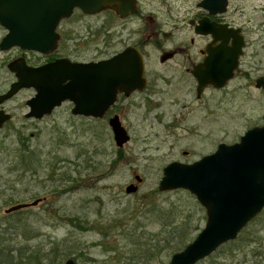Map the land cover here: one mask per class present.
<instances>
[{"label":"rangeland","instance_id":"obj_1","mask_svg":"<svg viewBox=\"0 0 264 264\" xmlns=\"http://www.w3.org/2000/svg\"><path fill=\"white\" fill-rule=\"evenodd\" d=\"M232 8L242 9L235 18L239 24L249 20L245 26L251 44L228 87L219 91L208 88L201 101L193 99L192 82L176 81L177 75L162 72L171 63L156 67L152 56L147 71L149 81L155 84L148 94L151 99L145 93L128 100L119 98L102 120L72 116L69 102L41 120L27 119L26 101L34 95L31 89H23L3 104L1 109L11 120L0 130V144L11 152L27 138L24 143L40 155V167L36 173L21 175L9 170L10 157L1 156V244L11 240L8 248L37 249L41 257L51 241L66 240L62 248L75 264H168L172 256L169 246L181 240L173 231L175 227L188 230L185 245L192 242L205 225V210L188 191L157 190L163 169L175 161L192 164L215 152L218 145L237 143L249 129L264 124V91L253 85L257 76H264V0ZM164 15V11L152 14L156 26L167 25ZM63 24L66 31L74 30L79 36L80 40L72 41L74 35L65 42L72 50L77 45L74 56L82 62H96L135 44L138 38L133 35L140 33L145 22L136 18L124 23L112 13L86 16L75 12ZM106 25L115 37L106 38L102 33ZM162 29L169 33V26ZM5 34L0 27V41ZM153 44L146 47L147 53H158ZM21 57L31 67L42 63V57L34 52L0 50V95L15 81L6 66ZM161 78L168 84L160 82ZM113 115L120 117L130 138L121 149L115 146L108 127ZM185 150L188 154L184 157ZM135 176L142 180L140 184ZM133 184L136 192L127 194L125 188ZM17 204H29L18 211L25 219L26 239L15 237L14 230L5 231L6 218L17 216L5 212ZM262 213L240 234L243 243L224 245L197 264H264ZM29 225L38 231V237L27 240ZM49 259L52 261V256ZM41 264H48L47 259Z\"/></svg>","mask_w":264,"mask_h":264},{"label":"water","instance_id":"obj_2","mask_svg":"<svg viewBox=\"0 0 264 264\" xmlns=\"http://www.w3.org/2000/svg\"><path fill=\"white\" fill-rule=\"evenodd\" d=\"M135 0H0V27L6 34L0 41V50L19 49L49 57L57 49L59 35L56 29L62 19L72 16L73 10L93 16L104 10L115 11L124 19L135 15ZM207 5V4H206ZM225 5L217 12L224 11ZM215 13V6H204ZM199 23L196 32L210 34L215 40L227 36L224 28ZM202 23V28H201ZM242 42L238 39L232 49L224 45L207 51L206 69L193 72L200 95L206 86L222 89L233 77L241 55ZM14 80L0 95V130L11 120L1 107L23 89L34 90L26 101L25 118L41 120L55 108L69 102L71 114L85 119H103L117 100L118 94L129 96L146 86L144 63L140 52L127 47L106 60L74 62L56 59L42 66H29L25 58L10 61L6 66ZM255 88L264 89V78H258ZM264 121V117H263ZM115 146L121 149L130 141L119 117H109ZM157 190L188 191L205 210L206 222L200 233L168 264H197L210 257L222 245L236 240L243 229L264 210V124L249 129L237 143L220 144L216 151L192 164L173 162L162 171ZM137 183L142 180L135 176ZM136 185L125 188L134 194ZM36 203H32L35 205ZM29 205V204H28ZM17 204L5 212L27 208ZM63 264H75L68 259Z\"/></svg>","mask_w":264,"mask_h":264},{"label":"flooded vegetation","instance_id":"obj_3","mask_svg":"<svg viewBox=\"0 0 264 264\" xmlns=\"http://www.w3.org/2000/svg\"><path fill=\"white\" fill-rule=\"evenodd\" d=\"M135 1H136L135 2L136 10H137L136 14L132 16H126L124 19L119 18L115 13V11L113 12L109 10H104V12H102L108 14L112 13V16L114 17L116 16L117 19L119 18V20L123 21L124 23L130 20H134L136 18H140L141 20H143V22H145V25L143 29H141L140 33L138 32L136 35H133L135 38H138L136 43L131 45H125V47L121 51L127 49V47H133L134 49H136L137 52H140L144 63V73H145L144 78L146 80L145 83L146 86L140 92L138 91L132 92L129 94V96L118 94L117 100L114 103V105L118 103L119 98L128 100L129 97L140 93H145L147 98L149 100L151 99L150 95L148 94H150L152 85L155 84L152 81H149V76L147 71L150 66L149 61L152 56H155L156 61L154 62L156 67H158L159 65L160 66L169 65L171 63L170 64L171 67L169 69L162 70V72L168 73V75L172 77L177 75L175 78L176 81L187 80V82L189 83L192 82L191 87L193 88L194 90L193 92L195 94V98L193 99L196 102L201 101L202 99H204L206 92H208V88L211 89L213 88L211 86L209 87L206 86L203 88L202 93L199 95L197 92L198 82L195 76L193 75V72L196 69L200 68L201 66H202L201 69L203 70L206 69V65L205 66L203 65L206 64L205 58L208 55L207 51L218 48L222 45H224V47L228 49H232L233 45L238 42V39H240L242 42L241 55L239 56L238 66L234 71L233 77L225 85V87H228L229 83L233 80L236 72L239 70L241 66L242 59L245 55L248 46L251 44V41L247 37L248 31L246 29L247 24H249V20L239 24L238 20L237 19L235 20V18H237L236 14L238 15V13L242 11V9L241 8L235 9L232 7L242 6V4H245L250 0H135ZM223 3L226 6L224 11L217 12L218 9L221 8ZM210 5L216 7L215 13L211 14L209 13L208 10L204 8V6H210ZM144 6L150 7L152 10L150 11L148 9L145 10L146 7ZM161 11L165 12L164 18L167 20V22H165L167 23V25L164 24L162 26L163 27L169 26V33H166V31L162 29L163 28L162 26L160 25L156 26V19L154 20V18L152 17L153 13L157 14V12L159 13ZM75 12H79V10L74 9L72 16L75 14ZM147 13H150V15H147ZM72 16L68 19H62V21L59 22V25L56 29V33L57 35H59V40L57 42L58 47L49 57L40 55L42 57V63L38 64V66L43 65L45 63L53 62V60L56 59H64V58L68 59L72 63L82 62L78 60L79 58L77 57V55L76 57L74 56L76 50H78L77 45L74 44L75 45L74 50H72L70 46L65 45L67 38L70 39L74 35L75 36L73 37V39H71L72 41L80 40L77 39L79 38L78 34H73L74 30L66 31L64 29L65 27H63L64 25L63 23L70 21V19H72ZM202 20H205L206 21L205 23L207 25L214 24L218 27L224 28V32H221V35L226 34L227 36L223 37L222 40H215V38H213L212 35L203 33L202 23H201L202 33L201 34L197 33L196 32L197 27H199V23L202 22ZM110 28L111 27L108 25L103 27V32L106 38L115 37V33L113 32L108 33ZM254 30H251L250 32H254ZM160 36H162V39H160ZM152 41L154 42L153 44L154 50L157 51L158 53L150 54L146 52V47H148L152 43ZM162 78H164V76H162ZM162 78L160 82L164 83L165 85L168 84L167 82H165V79ZM258 78H264V76H257L254 79L253 81L254 88H255L256 80ZM154 87L158 88L157 86ZM225 87L219 90H224ZM257 89L264 91V89L261 88H257ZM215 90L219 91L218 89ZM187 154L188 152L185 150L182 153V156L185 157Z\"/></svg>","mask_w":264,"mask_h":264},{"label":"trees","instance_id":"obj_4","mask_svg":"<svg viewBox=\"0 0 264 264\" xmlns=\"http://www.w3.org/2000/svg\"><path fill=\"white\" fill-rule=\"evenodd\" d=\"M102 33L103 29H102ZM27 138H23L21 141H19V143H21V146H18L14 149V151L8 152L6 147H2V145L0 146V159L1 156L7 155L9 158V165L10 168L12 166V169H9L11 172H20L21 175H24V173L26 172H30V173H36L38 167H40L39 164V154L35 153V150L33 149H29V145H27L26 143H24L25 141H27ZM1 161V160H0ZM17 206V205H16ZM25 209V208H24ZM23 211V209H19L18 211ZM15 211V215H17L16 217H7L6 218V223L5 225V231L8 230H14L15 232L13 233L15 235V237L19 238L20 235H22L23 238H25V234L23 233V229H25V219L22 218V216H20L19 212ZM264 212V211H263ZM9 213H13V212H9ZM7 213V214H9ZM6 214V215H7ZM263 213H261L259 215V217L262 215ZM258 217V216H257ZM257 218L253 219L252 222H250L243 231H245L246 229H248L250 227V225L256 220ZM27 229H30L29 231V236L27 240H30L32 238H36L38 237V231L32 227V226H27ZM181 226L178 227L176 229V227L174 228V232L177 233V236L179 235V237H177L178 239L181 238V240L179 241L178 244L177 241L174 245H170V251L172 253V255L177 254L179 251H181V247L182 249H184L187 245H185L186 242H183L186 238V235L189 234L188 230L183 229L181 230ZM5 231L3 234H1V236L5 234ZM241 232V233H242ZM180 233V234H179ZM240 233V234H241ZM238 235V237L236 238V240L226 243L224 245H232V244H236L238 242L243 243L245 241L243 234ZM184 236V237H183ZM5 239V238H4ZM26 239V238H25ZM11 241V240H10ZM8 241V245L9 242ZM256 240H253V242ZM66 243V240H62V241H51L50 242V246L48 247V249L46 250L47 253L46 254H42V256L40 257L37 253L38 250L34 249L33 251L31 249L29 250H25V249H11L8 248V246H6L7 244H1L0 243V264H41L42 259L45 260L47 259L48 264H62L63 259L66 261L69 258L67 257V253L66 251H64L65 249H63L62 247ZM182 245V246H181ZM222 245V246H224ZM63 249L60 250V249ZM43 251V250H42ZM62 251V252H61ZM28 253V256L25 258V254ZM76 255H78L79 253L75 252ZM44 256V257H43ZM52 256V261H50L49 257ZM40 257V258H39ZM43 257V258H42ZM132 261V260H131ZM90 264H94L92 261L89 262ZM96 264V263H95ZM97 264H101V263H97ZM102 264H110V263H106L103 262ZM128 264V263H127ZM131 264V262H130Z\"/></svg>","mask_w":264,"mask_h":264}]
</instances>
